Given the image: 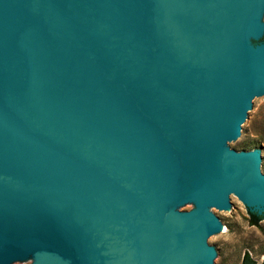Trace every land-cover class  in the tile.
I'll return each mask as SVG.
<instances>
[{
	"label": "water",
	"instance_id": "water-1",
	"mask_svg": "<svg viewBox=\"0 0 264 264\" xmlns=\"http://www.w3.org/2000/svg\"><path fill=\"white\" fill-rule=\"evenodd\" d=\"M262 37L264 0H0V264H212L208 211L264 215Z\"/></svg>",
	"mask_w": 264,
	"mask_h": 264
},
{
	"label": "rangeland",
	"instance_id": "rangeland-1",
	"mask_svg": "<svg viewBox=\"0 0 264 264\" xmlns=\"http://www.w3.org/2000/svg\"><path fill=\"white\" fill-rule=\"evenodd\" d=\"M264 44V37L251 45L252 50ZM258 114L245 128L247 135L231 145L236 152L257 151L264 166V98L256 103ZM196 208L195 203L178 212L186 213ZM220 224L222 233L209 246L214 255L212 264H240L248 253L257 264L264 263V220L258 225L248 222L247 207L237 197L231 211H208ZM34 261L27 263L33 264Z\"/></svg>",
	"mask_w": 264,
	"mask_h": 264
},
{
	"label": "trees",
	"instance_id": "trees-1",
	"mask_svg": "<svg viewBox=\"0 0 264 264\" xmlns=\"http://www.w3.org/2000/svg\"><path fill=\"white\" fill-rule=\"evenodd\" d=\"M247 212L249 215L248 222L250 225L256 226L258 225L260 221L264 220V215H258L255 212H250L249 210H247ZM240 264H257V263L251 259L248 253H245L243 255V258ZM261 264H264V263H261Z\"/></svg>",
	"mask_w": 264,
	"mask_h": 264
}]
</instances>
